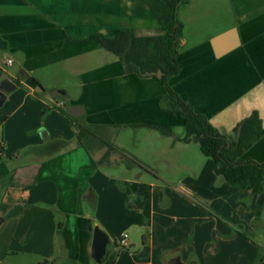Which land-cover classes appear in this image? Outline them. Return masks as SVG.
I'll return each instance as SVG.
<instances>
[{"label": "crops", "instance_id": "obj_1", "mask_svg": "<svg viewBox=\"0 0 264 264\" xmlns=\"http://www.w3.org/2000/svg\"><path fill=\"white\" fill-rule=\"evenodd\" d=\"M178 16L173 90L222 132L254 111L264 126V0H185ZM120 30L164 33L145 0H0V83L17 84L0 107V264H53L62 246L90 264L96 224L118 237L114 264H264V190L231 187L186 131L143 125L184 120L162 75L87 40ZM247 158L264 161V136Z\"/></svg>", "mask_w": 264, "mask_h": 264}, {"label": "trees", "instance_id": "obj_2", "mask_svg": "<svg viewBox=\"0 0 264 264\" xmlns=\"http://www.w3.org/2000/svg\"><path fill=\"white\" fill-rule=\"evenodd\" d=\"M150 6L152 15L163 30L162 35L134 36L129 30H120L114 36L96 33L87 40L97 39L100 45L116 53L121 64L128 72L141 75L162 71V80L167 88L166 96L170 101L173 113L179 112L184 120L186 141L199 143L202 152L212 158L218 165L220 173L227 183L238 191L250 190L253 194L264 190V161L252 158L242 160L247 149L264 136V126L257 111L242 120L231 132H222L214 126L208 117L194 110L169 84V78L181 70L178 59L183 39V22L179 19L180 4L185 0H145ZM61 108V107H60ZM48 105L46 111L50 110ZM61 110L74 122V117L64 108ZM165 134L173 132L171 125H150ZM81 132V131H80ZM81 136V133H80ZM63 223H59L61 230ZM91 227V225H90ZM147 243V237H144ZM118 251L110 252L104 264H114ZM45 260L41 264H49Z\"/></svg>", "mask_w": 264, "mask_h": 264}, {"label": "water", "instance_id": "obj_3", "mask_svg": "<svg viewBox=\"0 0 264 264\" xmlns=\"http://www.w3.org/2000/svg\"><path fill=\"white\" fill-rule=\"evenodd\" d=\"M158 75H162V71L158 72ZM17 84L10 78H5L0 83V107L5 103L7 99V93L14 90ZM69 111H71L69 109ZM111 239L109 235L98 225L93 228V240L91 246V256L99 264H104L108 259L111 252ZM149 250L148 246H144L141 255H145ZM175 264H187L183 262L180 257L175 259Z\"/></svg>", "mask_w": 264, "mask_h": 264}, {"label": "rangeland", "instance_id": "obj_4", "mask_svg": "<svg viewBox=\"0 0 264 264\" xmlns=\"http://www.w3.org/2000/svg\"><path fill=\"white\" fill-rule=\"evenodd\" d=\"M179 19H180V17H179ZM3 60H4V58L0 57V63ZM4 66H6V65L4 64ZM6 67H8V66H6ZM8 68L14 69V68H18V67H17V65H14L13 67H8ZM2 72L5 75H7L5 71H2ZM8 105H9V103H7V104L5 103V105L2 108L8 107ZM2 108H0V109H2ZM174 130L185 133V127H183V126L175 127ZM0 145H1V143H0ZM192 145H193V147H195V149H197V151H201L200 150L199 143L194 142ZM147 150L148 149H146V151ZM143 155L144 156H149V153H146L145 152ZM207 159H208V161H211L212 163H214V161L212 160V158H207ZM8 163H9V161H8ZM255 206H256V204H255V202H253V207L255 208ZM96 225H98V224H96ZM255 227L257 228V233L255 235V240L259 243V245H260V247H259V249H260V255L264 258V208H263L262 218L258 222L255 223ZM111 239L114 242V241H116L118 239V237L112 236ZM60 241L61 242H64L62 236H60ZM124 249H126V250L129 249V250H133L134 251V250H136V247H130L128 245V246H125V247H122L121 248V250H124ZM80 261L82 262V261H84V259H80L77 262H75V261L71 260L70 258H68V251H67V249H65L62 246V248L60 249V257L56 260V262L54 261L53 264H77ZM90 264H99V263H97L90 256Z\"/></svg>", "mask_w": 264, "mask_h": 264}, {"label": "built area", "instance_id": "obj_5", "mask_svg": "<svg viewBox=\"0 0 264 264\" xmlns=\"http://www.w3.org/2000/svg\"><path fill=\"white\" fill-rule=\"evenodd\" d=\"M7 63H12V59H8V60H7ZM59 106H60V107H63V106H64V103H60ZM119 242H120V244H122V245H127V244H128V243H127V235H125L123 238H121Z\"/></svg>", "mask_w": 264, "mask_h": 264}]
</instances>
